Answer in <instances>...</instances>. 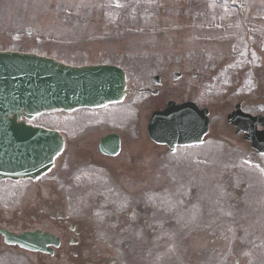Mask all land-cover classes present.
I'll list each match as a JSON object with an SVG mask.
<instances>
[{"label": "rangeland", "instance_id": "1", "mask_svg": "<svg viewBox=\"0 0 264 264\" xmlns=\"http://www.w3.org/2000/svg\"><path fill=\"white\" fill-rule=\"evenodd\" d=\"M233 3L242 6L240 13ZM105 10L121 22V29L137 25L144 31L114 35L98 47L102 36L94 21ZM79 12L81 19L74 17ZM203 47L209 66L223 59L226 65L232 62L231 52H241L244 62L264 63V0H0V49L72 63L120 56L154 65L148 73L155 75L163 67L194 66L184 58L192 52L202 56ZM232 67L241 66H225V71ZM132 99L128 95L124 104ZM155 107L147 106L140 124L145 150L152 155L142 126L146 112ZM231 108L210 117L215 130L220 125L217 130L223 132H211L204 144L172 153L155 147L161 155L142 175L150 199L145 203L160 208V215L151 220L155 229L135 237L140 243L126 264H264V156L245 153L229 134L225 115ZM62 116L45 114L33 123L57 127L65 120ZM236 233L251 236L252 251L231 253L226 245L233 244Z\"/></svg>", "mask_w": 264, "mask_h": 264}, {"label": "flooded vegetation", "instance_id": "2", "mask_svg": "<svg viewBox=\"0 0 264 264\" xmlns=\"http://www.w3.org/2000/svg\"><path fill=\"white\" fill-rule=\"evenodd\" d=\"M133 65L136 63L128 65L132 67L128 73L133 74L128 78L129 90L152 95L149 103L157 105L167 96H185L208 111L216 109L223 113L236 104L242 106L249 98L252 115L264 117L262 62L252 60L244 64L241 72L250 73L252 81L248 85L250 93L244 94L243 99L233 91L240 84L237 76L232 83L228 82L229 88L217 80L215 93H206L212 84L210 76L223 66L221 61L210 67L205 57L199 66L177 64L171 68L176 69L172 80L167 79L170 69L160 68L155 85L144 73L136 74L139 63ZM148 66L147 70L154 68ZM241 72L239 67L230 69L232 74ZM223 90L227 92L222 93ZM141 116L137 113L131 126L124 121L112 123L102 115L77 116L72 126L61 127L65 144L55 169L35 179L0 180V264H126L139 246L135 237L155 229L151 220L160 215V208L145 203L148 199L143 170L150 162L155 165L159 153L152 155L145 150L138 129ZM108 133L118 136L120 149L115 155L101 156L98 142ZM77 160L88 163L91 171L78 170ZM36 233L53 236L57 244L41 238L42 248L24 246L39 243V238L34 237ZM5 234L33 236L23 237V244H18L7 242ZM250 247L251 244L237 243L232 250Z\"/></svg>", "mask_w": 264, "mask_h": 264}, {"label": "water", "instance_id": "3", "mask_svg": "<svg viewBox=\"0 0 264 264\" xmlns=\"http://www.w3.org/2000/svg\"><path fill=\"white\" fill-rule=\"evenodd\" d=\"M122 86L123 74L114 68L88 66L76 68L33 55L0 52V177L16 178L20 175L33 176L41 173L50 165L52 157L59 152L60 146L54 134L48 133L47 137L51 143L45 145L44 138L23 131L22 125L17 123L21 115L29 117L58 109L70 110L79 106L102 105L121 99L124 94ZM205 128L195 127L189 131L188 136L193 137L198 129L202 133ZM184 130L187 131L188 128ZM151 132V137L156 141L173 144L183 139L181 142H189L184 141L187 136L159 134L160 131H157L154 124ZM21 143L34 150L45 145V156L40 161L44 164L42 166L25 164L29 161L28 154H17L22 157L24 163L16 159L15 145ZM30 167L32 169L28 171ZM14 170L23 172L20 175L10 174Z\"/></svg>", "mask_w": 264, "mask_h": 264}]
</instances>
